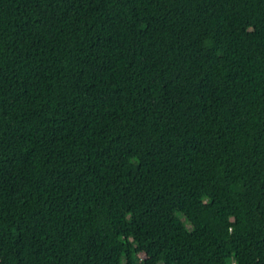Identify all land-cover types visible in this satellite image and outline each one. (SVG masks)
I'll return each instance as SVG.
<instances>
[{"label":"trees","instance_id":"1","mask_svg":"<svg viewBox=\"0 0 264 264\" xmlns=\"http://www.w3.org/2000/svg\"><path fill=\"white\" fill-rule=\"evenodd\" d=\"M0 264H264V0H0Z\"/></svg>","mask_w":264,"mask_h":264},{"label":"rangeland","instance_id":"2","mask_svg":"<svg viewBox=\"0 0 264 264\" xmlns=\"http://www.w3.org/2000/svg\"><path fill=\"white\" fill-rule=\"evenodd\" d=\"M240 31V29H238ZM232 242L233 244H239L240 243V235L238 233L232 234Z\"/></svg>","mask_w":264,"mask_h":264}]
</instances>
